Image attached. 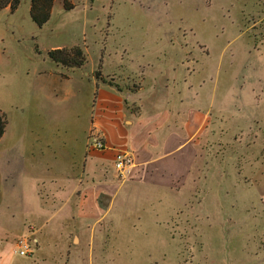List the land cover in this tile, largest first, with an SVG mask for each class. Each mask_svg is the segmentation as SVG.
<instances>
[{
  "label": "rangeland",
  "instance_id": "rangeland-1",
  "mask_svg": "<svg viewBox=\"0 0 264 264\" xmlns=\"http://www.w3.org/2000/svg\"><path fill=\"white\" fill-rule=\"evenodd\" d=\"M72 2L64 10L55 0L42 26L30 17V0L0 10V109L8 119L0 141V264L257 263L252 258L264 242V0ZM110 22L128 32L221 33L222 65L231 59L237 77L233 88L224 79L215 92L222 126L205 133L188 178L154 195V225L146 209L113 226L107 221L120 215L103 217L101 210L95 223L57 217L53 171H69L74 161L80 167L94 136L86 130L87 81L106 80L98 64L108 60ZM74 44L85 52L83 66L48 57V50ZM252 90L254 100L247 97ZM118 178L123 183L128 174ZM136 217L142 222L134 227ZM21 236H30L31 255L15 251Z\"/></svg>",
  "mask_w": 264,
  "mask_h": 264
},
{
  "label": "crops",
  "instance_id": "crops-1",
  "mask_svg": "<svg viewBox=\"0 0 264 264\" xmlns=\"http://www.w3.org/2000/svg\"><path fill=\"white\" fill-rule=\"evenodd\" d=\"M131 31L113 29L110 22L103 42L108 60L100 59L106 80L92 76L87 81L91 103L86 130L104 142V149H90L87 139L80 167L74 161L69 171H53L61 204L57 217L63 223L67 218L95 223L101 215H120L107 221L113 226L125 221L128 212L146 209L154 225V195L170 193L188 178L205 133L222 126L215 92L224 79L228 88L237 80L231 59L222 65V34ZM251 93L247 97L254 100ZM118 151L133 159L123 183L113 166ZM106 197L104 205L101 199ZM141 222L138 217L131 221L134 227ZM260 248L252 264H264V242Z\"/></svg>",
  "mask_w": 264,
  "mask_h": 264
},
{
  "label": "trees",
  "instance_id": "trees-1",
  "mask_svg": "<svg viewBox=\"0 0 264 264\" xmlns=\"http://www.w3.org/2000/svg\"><path fill=\"white\" fill-rule=\"evenodd\" d=\"M55 0H30L29 14L37 26L48 21ZM64 10L74 8L72 0H59ZM20 0H0V10L9 8L10 12L17 9ZM50 60L67 68H78L85 64L86 55L82 47L74 44L71 47H55L48 50ZM100 67V64H98ZM8 119L6 113L0 109V138L4 134Z\"/></svg>",
  "mask_w": 264,
  "mask_h": 264
},
{
  "label": "built area",
  "instance_id": "built-area-1",
  "mask_svg": "<svg viewBox=\"0 0 264 264\" xmlns=\"http://www.w3.org/2000/svg\"><path fill=\"white\" fill-rule=\"evenodd\" d=\"M104 142L98 137H92L89 144L90 149L102 150L104 149ZM133 164V159L130 154L124 152H116L113 158V166L119 172L121 176L129 173V170ZM35 241V240H34ZM30 236H21L17 238L15 246V251L21 256H27L32 254V243Z\"/></svg>",
  "mask_w": 264,
  "mask_h": 264
}]
</instances>
